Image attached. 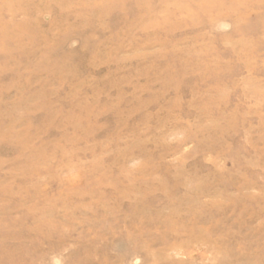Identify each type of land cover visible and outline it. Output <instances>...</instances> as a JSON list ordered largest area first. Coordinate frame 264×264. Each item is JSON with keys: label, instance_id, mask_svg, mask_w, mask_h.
I'll return each mask as SVG.
<instances>
[{"label": "rangeland", "instance_id": "obj_1", "mask_svg": "<svg viewBox=\"0 0 264 264\" xmlns=\"http://www.w3.org/2000/svg\"><path fill=\"white\" fill-rule=\"evenodd\" d=\"M0 264H264V0H0Z\"/></svg>", "mask_w": 264, "mask_h": 264}]
</instances>
